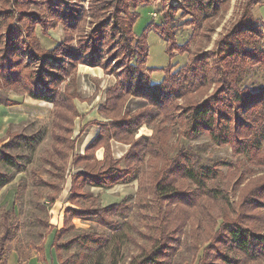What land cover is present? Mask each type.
I'll use <instances>...</instances> for the list:
<instances>
[{"label": "trees", "instance_id": "16d2710c", "mask_svg": "<svg viewBox=\"0 0 264 264\" xmlns=\"http://www.w3.org/2000/svg\"><path fill=\"white\" fill-rule=\"evenodd\" d=\"M10 1L0 0V90L26 95L53 107L51 150L42 158L49 167V177L43 182L47 190L46 199L40 204L45 213L52 208L62 190L70 157L71 167L75 169L68 191L71 207L64 209L62 228L49 225L47 220L43 222L47 233L52 234L51 247L56 256H59L61 247L58 244L60 235L76 231L72 223L74 219L96 218L100 226L109 228L111 217L126 214L129 210L128 200L106 207L97 206L98 198L88 188L110 189L135 180L138 208L143 210L145 206L148 208L153 203H160L156 221L159 223L154 227L146 226V232L153 231L154 235L140 233L144 245L139 246L138 254L128 264H169L171 255H168L164 243L166 235L176 234L189 221L192 201L196 204L201 198L217 201L212 191H219L218 188L207 187L209 180L216 175L213 168L196 169L190 158L182 156L180 149L174 157H168L166 146L171 129H176L183 138L188 132L194 138L205 134L217 146L230 145L234 153L249 155L250 164L264 165V148L260 150L264 144V89L251 92L237 88L247 64L264 62V54L257 48L260 36L255 29L243 25H249L246 9H242L239 22L231 33L218 42V53L191 54L185 50L181 54L188 53L189 59L180 69L178 80L169 77L168 67L162 70V81L152 85L150 75L154 70L146 67V34L137 36L133 30L139 18L135 10L144 0H91L87 16L80 20L76 11H69L70 6L65 7V0H14L15 6H11ZM228 2L206 0L203 4L202 0H194L192 17L217 11ZM31 5L35 10H30ZM249 5L257 6L261 2H248ZM83 19H88V24L94 27L89 33L79 36L74 49L68 45L74 41V32L81 30L83 33ZM59 24L63 31L62 42L52 50H44L35 34L36 27L40 26L41 32L46 34ZM175 27L174 17L163 12L161 23L153 24L152 28L166 43V52L170 56L175 52L173 45L178 31ZM79 65L100 68L105 75L113 76L116 82L106 91L105 102L98 108L99 114L106 119L98 124V135L82 155H73V122L79 117L73 101L80 100L76 83V67ZM141 66L146 67L145 73L140 72ZM114 69L119 71L114 72ZM211 86H217L219 92L210 96L212 101L199 104V99ZM130 98L141 99L146 105L130 113L125 109ZM142 126L152 130L151 136L135 137ZM183 128L188 131L182 134ZM111 141L128 146L119 160L112 156ZM6 145L3 144L2 148ZM100 148L103 149L101 161L95 157ZM191 149L186 150L191 152ZM0 154L4 161H8L9 155L2 153L1 149ZM143 167L145 172H142ZM184 181L196 187L193 195L188 194L189 200L183 199L187 197L182 188ZM249 185L248 195L239 202V214L234 213L236 217L232 222H228L229 216L223 211H218L219 204L211 211L197 204L211 220L212 229L203 234L204 239L214 240L221 235L244 258H250L256 250L261 253L264 248V237L251 233L243 222L249 212L259 209L248 199H264V175L248 182ZM146 200L150 202L146 204ZM96 206L98 208L94 209ZM0 218V264H7V256L13 251L20 263L25 258L24 248L12 245L13 239L19 243L17 231L20 224L8 211L1 213ZM218 218L223 223L216 229ZM33 246L38 251V259L44 261V244ZM208 258L209 254L204 252L200 264H206L203 262ZM224 259L227 264L232 261L231 258Z\"/></svg>", "mask_w": 264, "mask_h": 264}, {"label": "rangeland", "instance_id": "374dc122", "mask_svg": "<svg viewBox=\"0 0 264 264\" xmlns=\"http://www.w3.org/2000/svg\"><path fill=\"white\" fill-rule=\"evenodd\" d=\"M13 1H10L11 6L14 5ZM90 1L65 0L67 2L65 7L70 6L69 11H76L80 20L81 17L87 16ZM144 1L135 10L139 13V18L133 30L137 36L146 34L148 44L146 67L154 70L150 75L153 84L160 82L164 77L162 70L168 67L169 77L173 76L178 80L180 69L189 59L188 53L181 54L185 50L191 54L218 53L216 49L218 42L223 40L226 34H230L233 27L238 24L243 8L246 9V21L249 22V25L245 23L243 25L257 31L256 34L260 36L257 48L264 54V0H229L224 8L220 7L207 15L198 14L194 18L192 17L194 0ZM248 2H261V5L248 6ZM202 3L206 4V0H202ZM30 8L31 11L35 10L33 5ZM61 10L66 11L63 8ZM163 12L174 17V25L178 29L175 35L176 43L173 45L175 52L172 56L166 52V43L152 30L153 24L161 23ZM16 16L17 14L14 21ZM81 21L84 24L83 33L81 34V30L74 32L72 34L74 41L68 45L74 49L79 36L89 33L94 27L88 24V19ZM35 34L44 50H52L63 40L60 24L46 34L41 32L40 26H37ZM146 67H139L140 72L145 73ZM115 69L114 72L119 71ZM217 86H211L205 91L206 95L199 99V104L212 101L209 99L210 96L216 95L220 90ZM237 88L240 90L246 88L251 92L263 91L264 62L258 65L247 64L241 73ZM50 109L49 105L33 101L29 97L0 90V140H3L0 149L2 153L10 156L8 161H4L3 155L0 154V215L8 211L18 220L19 243L13 239L12 245L13 247L16 244L21 245L25 254V258L18 263L15 252H11L7 256V264H128L131 258L138 254L139 246L144 245L140 233L154 235L153 231L146 232V226L154 227L159 223L156 221L159 219L157 211L160 203H153L148 208L145 206L143 210L138 208L135 180L112 189H89L98 198L97 206L106 207L128 200L130 202L128 212L111 217L112 225L109 228L100 226L96 218L74 219L72 223L76 231L60 235L59 256L53 251L52 234L47 233L43 222L47 220L49 225L61 229L64 209L70 206L67 203L69 182L67 177L58 200L48 213L40 207V204L45 202L47 194L43 182L49 177V167L42 158L51 147ZM7 130L10 132L9 138L6 136ZM185 130L188 131L183 128L182 134ZM177 132L176 129H171L166 146L168 157H174L180 149L182 156L190 158L196 169L213 168L216 174L212 180H209L207 187L213 190L218 188V193L212 191L217 201L201 198L197 201L198 206L211 211L216 204H219L218 211H223L229 216L228 222L234 221L236 217L234 213L239 214V202L247 197L251 188L248 182L264 175V165L250 164L249 155L234 153L230 145L217 146L205 134L194 138V135L188 132L186 134L189 137L183 138ZM6 143V147L2 148ZM187 148H192L191 152H187ZM263 148L264 144L261 145L260 150ZM142 172H145L144 167ZM182 188L187 196L183 199L186 200H189L188 194L193 195L196 191V187L187 181H184ZM248 200L252 206L258 205L256 207L259 209L249 212L251 215L249 214L243 222L250 228L251 233L264 237V199ZM147 201L149 200H146V204ZM192 203L191 210L188 211L189 221L179 228L176 234L166 235L164 243L168 255H171L169 264H200L204 252L209 254V258L203 262L206 264H227L224 261L225 257L231 258L230 264H264V248L261 253L256 250L249 256L250 258H244L230 247L221 235H217L214 240L204 239L203 234L212 229L211 220L202 213L195 201ZM97 206L93 208L96 209ZM246 212L244 211V214H248ZM215 223L217 229L223 222L218 218ZM41 243L45 248L44 261L38 259V251L33 246Z\"/></svg>", "mask_w": 264, "mask_h": 264}, {"label": "crops", "instance_id": "0c3cea01", "mask_svg": "<svg viewBox=\"0 0 264 264\" xmlns=\"http://www.w3.org/2000/svg\"><path fill=\"white\" fill-rule=\"evenodd\" d=\"M76 68H77V77H76L77 93L80 97V100L76 99L73 101L75 108L79 114V117L76 118L73 122L72 139H75V143H74V150L72 154L82 155L87 145L94 140L96 135H98L99 130H100V126L98 124L104 123L106 121V119L104 120V118L99 114L98 108L104 104L106 91L115 85L116 80L113 76L105 75L100 68H91L85 65H79ZM162 79L160 80V82L162 81ZM160 82H158L157 84H159ZM151 84L155 85L152 83V81H151ZM86 91H88V94H86ZM20 96H26V95H20ZM33 101H36V100H33ZM36 102H41V103L49 105L51 107L50 110L52 113L53 107L51 104L45 103L42 101H36ZM145 105H146V102H144L143 100H140L137 98H130L126 102L125 109L129 111L130 113H133ZM51 113H50V123H51ZM94 122H96V124H94ZM50 127H51V124H50ZM151 133H152V130L149 127L142 126L140 127V129H138L135 137L136 138L139 136L149 137L151 136ZM6 136L7 138L10 137L9 130L6 131ZM50 139H51V136H50ZM2 143H3V140H0V144ZM51 145H52V140H51ZM127 149H128L127 145H124L122 143H118L115 141H111V152H112V156L114 159L116 160L121 159L123 155L125 154V152L127 151ZM49 150H51V147ZM95 157L99 161L103 159V149L102 148L98 149L95 152ZM120 165H122V162L120 163ZM74 172H75V169L71 167V157H70L68 161L66 177L62 184V190H63V186L66 182L67 177L69 179L68 191L70 190L71 174H73ZM116 186H120V185H116ZM89 189L100 190L102 188L90 187L88 188V190ZM62 190L60 191V193L62 192ZM59 195H58V198H59ZM69 195H70V192H68L67 203L69 204L68 206L71 207L70 203L68 202ZM63 220L64 219L62 217V222Z\"/></svg>", "mask_w": 264, "mask_h": 264}]
</instances>
